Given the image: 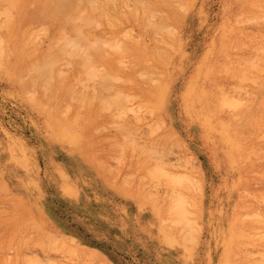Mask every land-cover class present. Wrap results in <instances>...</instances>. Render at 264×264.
<instances>
[{"label":"rangeland","instance_id":"374dc122","mask_svg":"<svg viewBox=\"0 0 264 264\" xmlns=\"http://www.w3.org/2000/svg\"><path fill=\"white\" fill-rule=\"evenodd\" d=\"M102 1L113 15L99 32L106 41L97 42L98 56L90 58L96 70H88L95 75L88 71V79L77 77L95 101L89 99L92 125L86 135L60 137L31 90L21 88L0 65V264H27V259L32 260L28 264H224L236 177L217 140L229 139L232 131L216 116L206 122L198 100L222 88L242 103L264 90V0H159L163 3L155 8L140 1L153 10L146 14L145 9L144 18L161 26L150 32L131 19L142 12L136 0ZM137 42L143 46V65L129 70L124 55ZM47 44L43 34L41 45ZM157 46L165 49L162 58L153 54ZM102 68L108 71L103 78ZM108 74L113 81H105ZM110 96L121 100L115 105L111 98L110 106ZM102 97L108 110L101 109ZM228 146L238 153L234 138ZM246 186L264 194V177L253 176ZM172 190L188 200L192 242L168 235L161 225L158 206ZM260 201L254 210L264 221ZM244 250L258 257L253 247Z\"/></svg>","mask_w":264,"mask_h":264},{"label":"bare ground","instance_id":"6f19581e","mask_svg":"<svg viewBox=\"0 0 264 264\" xmlns=\"http://www.w3.org/2000/svg\"><path fill=\"white\" fill-rule=\"evenodd\" d=\"M109 1L112 2V0H108V2ZM140 1L141 3H143L142 1L147 3V4L145 3L143 4L144 6L146 5L148 8L149 6H152V5H154V8H155L158 3H161V2L163 3V1L159 2V0H139V1L136 0V3L140 4V8H142L141 11L143 13L141 12V15L137 14V15L131 16V19L139 27H142V30H146L148 32L156 31V30L159 31L161 29V26L159 29L157 25L158 23L154 24V22L153 23L149 22V20L144 18L146 14L150 13L149 10H151V8L148 10L147 8L142 7V4L140 3ZM114 2H112V5H114ZM132 6H134L133 4H131V8L134 9L135 7L133 8ZM107 7H108V3H107ZM163 7L166 8L165 6ZM145 9L148 11H146ZM144 10L147 12V13L145 12L146 14H144ZM152 11L153 10H151V13ZM156 11L158 10H155V12ZM168 11H171V8ZM111 12H112V9H111ZM111 12L105 10L102 0L101 1L100 0H0V65L3 67L7 76L12 78V80H15L20 85L21 88L31 90V94H32L34 101L47 114L53 126V129L60 137H65V138L69 137L70 135H72L71 133L86 135L88 133V130H90L89 124L92 121H89V118L91 117L89 115L90 112H89L88 103L90 102L89 100L90 98L93 100V102H95L93 98L94 95L92 96V94L87 93L90 95V98H89L85 94L86 92L84 91H86L87 88H85L86 90H83L84 83H81L77 77L78 76L83 77L86 75V78H87V73L88 71H90L88 69L92 68L91 70L93 71L96 70V69L94 70L95 67L93 68V66H89L90 64L94 65V63L92 62V59L90 58L91 57L94 58L93 55L97 57L99 54V48H98L99 44L97 42L100 43L99 40L103 39V38L102 39L99 38V32L101 28L104 27L105 25L104 23L112 22L111 15L113 14ZM113 12L115 13V11ZM252 12H255V11L252 10ZM148 17L149 15H147V18ZM162 22H160L159 25H162ZM43 34H46L48 36V44L45 45V47L41 45ZM155 34L156 33H154L153 35ZM161 39L162 38H160V40L157 42L159 43ZM102 41H106V40H102ZM105 43L104 45L108 43L111 44L113 42L109 41L106 44ZM114 44L117 45L116 43ZM163 44H165V41ZM111 46H113V44ZM128 46L131 48L127 49L128 52L124 55L125 58L128 60L127 68L129 70H135L137 67H140L141 65H143L141 64V59H142L141 57L142 55H144L143 46L140 44V42H137L136 44L132 43ZM108 47H106L105 49H107ZM115 47L117 48V46ZM101 49L100 50L103 51L104 53L103 48ZM261 49L262 47H260V50ZM104 54H108V52ZM153 54H155L154 56H156V58L157 57L162 58L161 55L165 54V49L162 46H157L156 51L154 50ZM89 59L91 60L92 63L87 62L89 61ZM258 60L260 62V60L262 59L257 58V61ZM235 64H234V67L236 66ZM249 64L251 63L249 62ZM88 66L90 68H88ZM108 68L106 67V70ZM237 68L236 70L234 68V70L238 71V73L241 74L239 72L240 69L237 70ZM253 68L255 69V66ZM102 69L104 71L98 70V72H101L102 78H103L104 75H107L108 71L105 74L106 70L104 68ZM225 69L223 68V71H222V68H221V71L225 73V71L227 70ZM66 70L67 71L72 70V74H69V72H67ZM262 70L263 69H261L259 72H262ZM90 72H89V75L92 73ZM142 72L140 71V73ZM92 75H95L94 72L92 73ZM92 75H90V77ZM110 76L114 77V75L108 74V77L107 76L104 77L105 81L109 79L111 80ZM90 77H89V80H91ZM82 79L80 80L82 81ZM104 79H101V80L104 81ZM148 79H150L149 76H148ZM246 79L244 77L243 80H246ZM249 80L251 79L249 78ZM153 81H156V79L152 80V82ZM82 82H84V79ZM253 82L254 81H252V83ZM92 84H90L89 87L94 86ZM96 84H98V86H100L102 89L104 90L106 89V91L108 90L107 87L110 86L108 85L106 87L105 86L102 87V84L99 82ZM86 87L88 86L86 85ZM93 93L95 94V92ZM99 96L100 95H98L96 99L99 98ZM120 96H118V98ZM107 97L108 96H106V98ZM106 98L105 97L101 98L104 101L100 99L102 101V105L104 106L103 107L101 105L102 106L101 109L108 110L105 108L106 106H108V105L105 106ZM111 98H113V96L112 97L110 96L108 98L109 100H107L110 106H111L112 101L115 104L114 101L118 100L116 99L115 96H114L115 99L113 98L112 100ZM128 98L129 97H127V99ZM122 100L123 101L125 100V102H128L126 101V99L122 98ZM101 101H99V103H101ZM109 101L111 102L109 103ZM198 102H202L205 106L204 117H205L206 122H209L212 117L216 116L219 119L218 123H221L222 121H224L230 125L231 127L230 131H232L230 132L231 133L230 138L235 139V145H237L239 149L238 153L231 152L230 146H228V140L230 138L217 140L220 142V145L224 146V150H225L224 158H226L229 170L232 173H234L236 177V183L234 185L235 200H234L233 210L229 217L230 228H229V232L227 234V239L225 243L224 264H264V221L262 220L260 213L254 210L255 203L258 200L262 201V199H264V194H262L263 192L260 190L249 189L246 186V182L248 181L249 178L254 176L256 177V179H260L264 177V90H262V92L256 98H249L246 101L241 103V102L234 101L231 97H229L226 94L225 90H222V88L221 89L216 88L214 91L207 92L206 95L202 96L198 100ZM121 105L124 106L123 104ZM98 108H99V105H98ZM95 109L93 110L95 111ZM152 109L154 108L152 107ZM119 110H121L120 113L123 114L122 109L119 108ZM119 110L117 109V111ZM115 118H118V117H115ZM138 120H139V117H138ZM120 124L121 122L117 125H120ZM150 129L151 128H149V130ZM129 130H132V129L130 128ZM123 131H126V130H123ZM128 134L130 135L129 132ZM126 135L127 133L125 134V136ZM125 136L122 135L121 137L123 138ZM126 138L127 137L123 139H126ZM78 139H80V137ZM70 141L74 142L75 140L72 139ZM85 142H87V140ZM230 142L232 141L230 140ZM132 143L133 142H131V145L129 144V142L124 143V144H128L132 146ZM128 148L131 150V152L133 151L132 148L130 147ZM142 149L146 150L148 148L142 147ZM142 149L140 148V150ZM135 150L137 149L134 148V151ZM152 150L150 152L152 153L153 151L156 152L155 150L153 151ZM147 151L149 152V149ZM120 152H122V150ZM159 153H161V150ZM136 154L138 155L139 152L138 153L136 152ZM151 155L154 156V154H151ZM140 160H142V158ZM143 161L144 160H142V162ZM156 162H155L156 165H158L160 162L163 164L162 161H159L158 164ZM149 167H153V165ZM146 170L148 171V168ZM155 171L157 172L156 169H153L151 173L152 172L155 173ZM159 173L160 172H158V174ZM162 177L164 178V176ZM149 179H153V178L150 177ZM165 180L166 178L164 179V181ZM165 182H167L168 184H172V183H169V181H165ZM172 186H171V189L173 188ZM187 201L188 200L186 196L182 192L180 191L178 192L177 190L176 194L174 192V194H171L170 196H168L166 200L163 199L160 206H158V213L161 215L160 220H162L161 225L163 229H165L168 235L171 234L173 237L181 240L183 243L186 241L192 242L195 239V238L193 239V237L189 233L190 231L189 228L191 229L193 227L190 226V222L192 221L188 217L190 213L187 207L188 205ZM187 232L190 236L188 237L189 241L185 239L186 238L185 234ZM248 246L253 247V253L258 254L257 258H255L253 255H250L247 252V250H244V248H247ZM27 261H26L27 264L29 261L32 262V260L30 259L28 262Z\"/></svg>","mask_w":264,"mask_h":264}]
</instances>
